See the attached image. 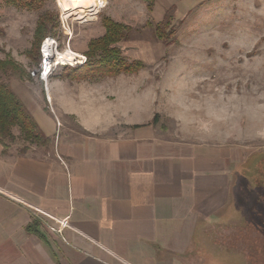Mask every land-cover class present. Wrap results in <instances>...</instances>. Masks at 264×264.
<instances>
[{"label":"crops","instance_id":"1","mask_svg":"<svg viewBox=\"0 0 264 264\" xmlns=\"http://www.w3.org/2000/svg\"><path fill=\"white\" fill-rule=\"evenodd\" d=\"M60 85H12L51 144L0 145V264H251L245 248L204 245L242 203L232 147L162 139L144 123L102 134L89 94L81 103ZM65 115L86 133L67 132ZM64 220L66 240L46 224Z\"/></svg>","mask_w":264,"mask_h":264},{"label":"rangeland","instance_id":"2","mask_svg":"<svg viewBox=\"0 0 264 264\" xmlns=\"http://www.w3.org/2000/svg\"><path fill=\"white\" fill-rule=\"evenodd\" d=\"M93 10L97 12L66 15L57 0H48L40 10L0 0V62L13 63L0 69V81L46 91L32 71L40 67L41 45L51 37L62 54L72 49L86 61L59 66L48 88L59 81L81 103V94L88 93L86 104L107 123L95 128L104 129L102 134L125 136L133 123H144L162 139L232 147L236 171L244 176L238 180L242 203L204 245L245 248L251 264H264V0H106L102 9ZM46 12L57 24L53 35L38 44V20ZM105 19L126 27L112 47L121 49L127 62L140 61L143 67L93 81L66 76L64 67L87 63L92 41L106 33ZM158 24L164 39L157 35ZM46 102L51 103L48 94ZM64 119L67 132L86 133L77 116Z\"/></svg>","mask_w":264,"mask_h":264},{"label":"trees","instance_id":"3","mask_svg":"<svg viewBox=\"0 0 264 264\" xmlns=\"http://www.w3.org/2000/svg\"><path fill=\"white\" fill-rule=\"evenodd\" d=\"M48 0H3L9 6H16L28 10H40ZM153 1V0H152ZM55 18L52 13L46 12L40 15L36 30V41L39 42L47 35H53L56 27ZM106 33L103 37L95 39L91 43L92 50L88 52V61L79 67H64L65 75L73 80H98L119 73L137 72L143 67L140 61L127 62L121 49L112 47L117 41L124 37L126 27L110 19H105ZM157 35L165 38L160 25L157 26ZM13 63L0 62V69L6 68ZM12 76H17L16 66ZM156 121V116L155 120ZM135 125L134 127H138ZM18 129V134L15 130ZM16 141H23L28 145L48 147L51 139L41 129L31 111L23 100L12 88L10 82L0 81V144L6 152ZM28 146H24V152Z\"/></svg>","mask_w":264,"mask_h":264},{"label":"built area","instance_id":"4","mask_svg":"<svg viewBox=\"0 0 264 264\" xmlns=\"http://www.w3.org/2000/svg\"><path fill=\"white\" fill-rule=\"evenodd\" d=\"M98 2L100 3L99 9H102L105 5H106V0H98ZM57 41L54 38L51 37H47L45 39V41L43 42V44L41 45V53H42V59L40 62V67L34 71H32V75H38L42 81H44L45 85H46V91H48V82L47 80L50 79L51 74H53L56 69L60 66L63 67L65 66L64 63L58 64V61L56 59V57L59 56L60 53H62L61 51L58 50V46H57ZM64 53V52H63ZM55 54V55H53ZM51 55L52 58H51ZM79 56H82L83 58L77 59L76 61H83L82 63L84 64V62L86 61V57L83 55L78 54ZM72 65H82V64H72ZM37 212L44 214V212H40L39 210H37ZM38 217L43 218V216L41 214H37ZM48 226V229L56 232L57 234H59L61 236V238H63L64 240H66L65 236H64V228L65 226L68 224V221H62L61 222V226L60 227H54L49 225L48 223H46Z\"/></svg>","mask_w":264,"mask_h":264},{"label":"bare ground","instance_id":"5","mask_svg":"<svg viewBox=\"0 0 264 264\" xmlns=\"http://www.w3.org/2000/svg\"><path fill=\"white\" fill-rule=\"evenodd\" d=\"M58 6L64 11L66 15H73L74 11L80 10V12H87L85 14H95L97 11H94L93 9L99 8V2L97 0H57ZM93 10V11H91ZM90 12V13H89ZM84 14V15H85ZM71 48V47H70ZM67 52L64 54H59L58 57H56L58 64L64 63L65 66H75L72 64H83V61H76L77 59L83 58L82 56H79L78 54L74 53L72 49L66 50ZM55 55V54H53ZM51 55V58L52 56ZM81 55V54H80ZM78 56V57H77ZM66 59V61H64ZM48 82V80H47ZM49 89V88H48Z\"/></svg>","mask_w":264,"mask_h":264}]
</instances>
